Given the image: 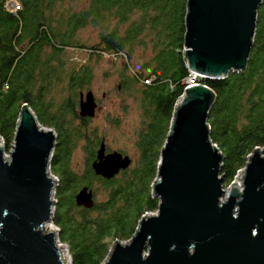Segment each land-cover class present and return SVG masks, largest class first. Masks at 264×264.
Instances as JSON below:
<instances>
[{
  "label": "trees",
  "instance_id": "1",
  "mask_svg": "<svg viewBox=\"0 0 264 264\" xmlns=\"http://www.w3.org/2000/svg\"><path fill=\"white\" fill-rule=\"evenodd\" d=\"M80 1L0 0V140L9 153L23 106L55 134L49 163L58 181L53 225L69 247L71 264H103L113 243L129 242L142 218L158 211L151 187L190 73L183 55L188 0H84L75 10ZM87 28L98 31L92 46L78 38ZM67 51H84L90 60H123L118 91L140 94L143 110L140 161L133 173L110 181L95 176L92 164L102 141L89 131L91 120L78 114L93 72L85 62L69 64ZM139 53L142 63L135 61ZM198 84L215 95L209 138L223 157L220 177L229 187L254 150L264 149V0L245 71ZM60 90L65 99L57 105L53 93ZM80 146L87 157L81 175L70 168ZM94 182L103 186L106 201L91 210L78 208V190Z\"/></svg>",
  "mask_w": 264,
  "mask_h": 264
},
{
  "label": "water",
  "instance_id": "2",
  "mask_svg": "<svg viewBox=\"0 0 264 264\" xmlns=\"http://www.w3.org/2000/svg\"><path fill=\"white\" fill-rule=\"evenodd\" d=\"M262 0H188L183 55L201 79L223 80L243 73L252 50ZM215 95L188 87L178 99L161 151L152 195L155 215L145 216L134 237L116 243L104 264H264V149L254 150L244 174L228 191L220 177L223 157L210 141L208 117ZM94 95L81 94L79 117L93 119ZM10 160L0 147V264H63L50 222L55 185L49 163L56 137L23 106ZM130 165L102 143L92 164L96 177L110 181ZM230 196L225 200V193ZM78 208L94 207L84 187Z\"/></svg>",
  "mask_w": 264,
  "mask_h": 264
},
{
  "label": "rangeland",
  "instance_id": "3",
  "mask_svg": "<svg viewBox=\"0 0 264 264\" xmlns=\"http://www.w3.org/2000/svg\"><path fill=\"white\" fill-rule=\"evenodd\" d=\"M83 6H85V1L81 0L76 5H74L73 8H76L75 10H80V8ZM78 38L81 41V43H83L84 45L92 46L97 43L98 31L93 30L91 28L84 29L79 32ZM66 56L69 64L73 63L71 61L73 59H75L73 61L77 63L82 64L85 62L86 65H88L91 71L93 72V80L89 87V91L94 95L95 102L97 104V109H96L95 117L93 119H90L91 122L88 126L89 131L95 133L98 139L101 140L102 143L105 145L106 155L112 153H118L122 155V158H127L130 161V165L127 168V170L120 171L117 176L122 174V172H130V174L133 173L136 170V168H138L140 161V152L137 149V141H138V137L143 131L142 130L143 110L141 108V103H140V94L134 92L120 93L118 91L120 74L122 73V69H123V60L119 58L114 59L108 56L90 60V58L87 57V54L84 51H80V52L67 51ZM136 60L142 63L143 59L140 53L137 57H135V61ZM134 69H138V65L137 64L135 65V63H134ZM62 92L63 91L60 90V92L58 91L53 93L57 105H60L62 101L65 99L63 98L64 94L62 95ZM92 138L93 137H91V139ZM0 147H2L3 158L6 160H10V154L14 148V144L9 153L4 152L3 143L1 140H0ZM86 159L87 157L82 149V146H80L76 150V152L73 153L71 157L70 160L71 170L74 171L76 174L81 175L86 167ZM158 168H159V164H158ZM244 170H242L237 175L234 181L236 182L237 187H239L238 191H242L243 188V186H241V183L239 181V177L241 174L243 176ZM50 175L51 178L53 179V183H55L56 186L58 182L57 178L53 176L51 172ZM157 176L154 182L152 183V186H154L155 181L158 180ZM127 177L129 176L127 175ZM231 186L229 187L224 186V190L228 191ZM151 188L153 192V187ZM90 190L93 193L94 204H100L106 201L107 194L105 193L103 186L99 185V183L94 182ZM225 194L227 195L224 196V199H227L228 196H230V194L227 192ZM52 195L55 205L54 191L52 192ZM54 209L55 206L52 210L50 222L46 223L43 227H45L44 228L45 232L53 233L55 243L57 244L58 247L60 246L62 248V253L64 259L66 260V264H71L69 247L60 243L58 238L59 231L56 229V227L53 225L52 222ZM127 243H118V244L124 246ZM115 245L116 243L112 244L110 253L112 249L115 247Z\"/></svg>",
  "mask_w": 264,
  "mask_h": 264
},
{
  "label": "built area",
  "instance_id": "4",
  "mask_svg": "<svg viewBox=\"0 0 264 264\" xmlns=\"http://www.w3.org/2000/svg\"><path fill=\"white\" fill-rule=\"evenodd\" d=\"M189 72H190V71H189ZM200 80H201V78H200L198 75H196V74L190 72V73H189V77H188V79H187V81H186L187 88H188V87H191V86H200V85L198 84ZM52 180H53V179H52ZM54 185H55V183H54ZM45 233H47V232H45ZM55 245H56V247H57V244H56V243H55ZM57 248H58V247H57Z\"/></svg>",
  "mask_w": 264,
  "mask_h": 264
},
{
  "label": "bare ground",
  "instance_id": "5",
  "mask_svg": "<svg viewBox=\"0 0 264 264\" xmlns=\"http://www.w3.org/2000/svg\"><path fill=\"white\" fill-rule=\"evenodd\" d=\"M159 180V179H158ZM158 180L156 181V182H158ZM225 195H227V194H225ZM54 200V199H53ZM226 200V199H225ZM48 225V224H47ZM45 227H43V231L45 232V229H44ZM48 233V232H47ZM58 247V246H57ZM58 250H59V254H60V258H61V260L63 261L62 263L63 264H66V260L64 259V256H63V253H62V248L59 246L58 247Z\"/></svg>",
  "mask_w": 264,
  "mask_h": 264
}]
</instances>
